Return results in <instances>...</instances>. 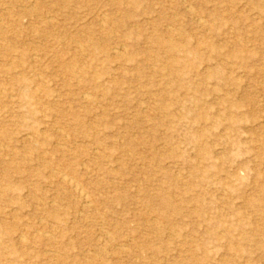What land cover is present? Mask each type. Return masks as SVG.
Instances as JSON below:
<instances>
[{"label": "rangeland", "instance_id": "obj_1", "mask_svg": "<svg viewBox=\"0 0 264 264\" xmlns=\"http://www.w3.org/2000/svg\"><path fill=\"white\" fill-rule=\"evenodd\" d=\"M0 264H264V0H0Z\"/></svg>", "mask_w": 264, "mask_h": 264}, {"label": "bare ground", "instance_id": "obj_2", "mask_svg": "<svg viewBox=\"0 0 264 264\" xmlns=\"http://www.w3.org/2000/svg\"><path fill=\"white\" fill-rule=\"evenodd\" d=\"M64 181H68V179L67 178H64ZM69 182V181H68Z\"/></svg>", "mask_w": 264, "mask_h": 264}]
</instances>
